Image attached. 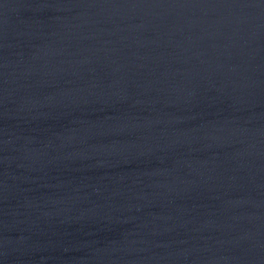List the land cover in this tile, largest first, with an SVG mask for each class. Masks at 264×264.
<instances>
[{"label": "water", "instance_id": "95a60500", "mask_svg": "<svg viewBox=\"0 0 264 264\" xmlns=\"http://www.w3.org/2000/svg\"><path fill=\"white\" fill-rule=\"evenodd\" d=\"M0 264H264V0H0Z\"/></svg>", "mask_w": 264, "mask_h": 264}]
</instances>
